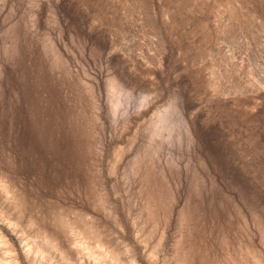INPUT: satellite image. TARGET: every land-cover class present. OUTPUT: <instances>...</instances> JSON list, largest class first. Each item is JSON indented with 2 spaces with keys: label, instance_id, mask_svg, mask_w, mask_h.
I'll return each mask as SVG.
<instances>
[{
  "label": "rangeland",
  "instance_id": "1",
  "mask_svg": "<svg viewBox=\"0 0 264 264\" xmlns=\"http://www.w3.org/2000/svg\"><path fill=\"white\" fill-rule=\"evenodd\" d=\"M13 261L264 264V0H0Z\"/></svg>",
  "mask_w": 264,
  "mask_h": 264
},
{
  "label": "bare ground",
  "instance_id": "2",
  "mask_svg": "<svg viewBox=\"0 0 264 264\" xmlns=\"http://www.w3.org/2000/svg\"><path fill=\"white\" fill-rule=\"evenodd\" d=\"M8 51H6L5 53H7ZM32 107H33V105L30 107V109H32ZM34 108V107H33ZM31 115H32V113H30ZM155 164V163H154ZM154 164H152V165H154ZM157 164V163H156ZM155 166V165H154ZM150 168V167H149ZM145 169V168H144ZM148 170V169H147ZM153 169H151V171H152ZM160 177V176H159ZM161 179V178H160ZM154 181H158V180H154ZM148 182V181H147ZM160 182H163L162 180L160 181ZM151 183H154V182H150V184ZM161 184H163V183H161ZM148 185V184H147ZM152 186H154V185H152ZM159 186H162V185H159ZM157 187V186H156ZM164 187H166V186H164ZM152 189H154V188H152ZM151 189V190H152ZM163 189V188H162ZM160 192V191H159ZM162 196V195H161ZM155 198H157L156 196H155ZM10 264H18L17 262H15V261H13V262H10Z\"/></svg>",
  "mask_w": 264,
  "mask_h": 264
}]
</instances>
